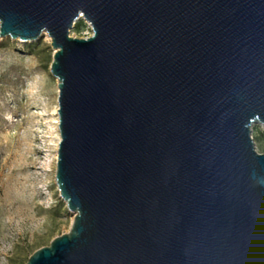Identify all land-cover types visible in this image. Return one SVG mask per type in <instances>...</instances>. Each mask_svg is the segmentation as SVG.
Segmentation results:
<instances>
[{"label":"water","instance_id":"1","mask_svg":"<svg viewBox=\"0 0 264 264\" xmlns=\"http://www.w3.org/2000/svg\"><path fill=\"white\" fill-rule=\"evenodd\" d=\"M44 35L74 221L27 264H264V0H0Z\"/></svg>","mask_w":264,"mask_h":264},{"label":"rangeland","instance_id":"2","mask_svg":"<svg viewBox=\"0 0 264 264\" xmlns=\"http://www.w3.org/2000/svg\"><path fill=\"white\" fill-rule=\"evenodd\" d=\"M71 37L93 35L80 19ZM48 35L23 43L0 38V264H27L68 234L74 215L56 182L60 134L58 80ZM264 154V127L253 128Z\"/></svg>","mask_w":264,"mask_h":264},{"label":"bare ground","instance_id":"3","mask_svg":"<svg viewBox=\"0 0 264 264\" xmlns=\"http://www.w3.org/2000/svg\"><path fill=\"white\" fill-rule=\"evenodd\" d=\"M81 19H83V18H81Z\"/></svg>","mask_w":264,"mask_h":264},{"label":"built area","instance_id":"4","mask_svg":"<svg viewBox=\"0 0 264 264\" xmlns=\"http://www.w3.org/2000/svg\"><path fill=\"white\" fill-rule=\"evenodd\" d=\"M86 39H88V38H86Z\"/></svg>","mask_w":264,"mask_h":264}]
</instances>
